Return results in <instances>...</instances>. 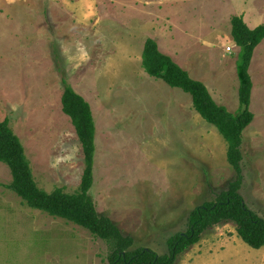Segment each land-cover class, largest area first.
Masks as SVG:
<instances>
[{
	"label": "rangeland",
	"instance_id": "obj_1",
	"mask_svg": "<svg viewBox=\"0 0 264 264\" xmlns=\"http://www.w3.org/2000/svg\"><path fill=\"white\" fill-rule=\"evenodd\" d=\"M259 10L264 0L0 4V121L8 119L20 138L38 187L74 193L83 174L82 146L62 110L66 79L90 103L96 124L89 195L98 214L131 235L134 247L167 253L190 211L213 201L235 173L224 138L195 111L190 94L145 72L144 42L156 40L237 114L240 48L230 37L231 18ZM249 72L254 118L242 135L240 193L264 218V40ZM11 181L0 161V264H108L104 240L28 206L8 188ZM176 264H264V247L244 243L228 222L204 232Z\"/></svg>",
	"mask_w": 264,
	"mask_h": 264
},
{
	"label": "trees",
	"instance_id": "obj_2",
	"mask_svg": "<svg viewBox=\"0 0 264 264\" xmlns=\"http://www.w3.org/2000/svg\"><path fill=\"white\" fill-rule=\"evenodd\" d=\"M231 36L240 48L237 62L240 111L237 114L218 104L205 83L192 78L170 55L160 51L156 40L147 38L144 42L141 64L145 72L190 94L195 111L224 138L226 159L235 173L228 188L213 201L203 202L190 211L186 230L167 240V253L134 247L131 235L123 234L108 216L98 214L89 195L94 182L96 124L90 103L66 79H62V110L71 119L84 155V170L76 192L66 193L61 188L47 192L38 187L24 146L8 119H4L0 121V161L8 165L12 175L8 188L28 206L73 222L104 240L109 246L108 264H176L179 255L196 244L204 232L228 222L235 224L236 233L244 243L254 249L263 248L264 218L248 207L240 189L243 183L242 135L254 118L249 109L253 89L249 71L254 51L264 40V24L250 28L241 15H235L231 18Z\"/></svg>",
	"mask_w": 264,
	"mask_h": 264
},
{
	"label": "crops",
	"instance_id": "obj_3",
	"mask_svg": "<svg viewBox=\"0 0 264 264\" xmlns=\"http://www.w3.org/2000/svg\"><path fill=\"white\" fill-rule=\"evenodd\" d=\"M5 0H1L0 4H4ZM17 4H14L13 6L9 7L8 8V11H10L12 14H14V12L17 11ZM245 23L250 27V28H255L256 26L258 25H261V24H264L262 22H264V13H263V10H259V12H255L252 16H249V14H245V13H242L240 14ZM230 37L232 39V36L230 34ZM233 40V39H232ZM239 48V47H238Z\"/></svg>",
	"mask_w": 264,
	"mask_h": 264
}]
</instances>
